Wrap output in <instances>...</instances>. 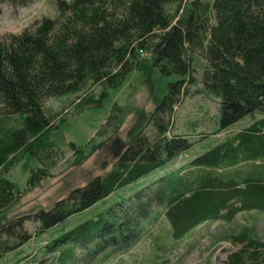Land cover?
<instances>
[{
	"label": "trees",
	"instance_id": "trees-1",
	"mask_svg": "<svg viewBox=\"0 0 264 264\" xmlns=\"http://www.w3.org/2000/svg\"><path fill=\"white\" fill-rule=\"evenodd\" d=\"M8 2L26 7L32 0ZM146 52L160 59L163 77L178 78L152 114L153 132H142L110 171L49 209L1 224L0 260L31 241L28 221L37 234L47 233L115 194L112 205L63 230L25 264H83L100 252L128 249L143 236L167 248L163 234L173 251L215 222L223 229L210 247H232L224 264H264V239L254 225L238 221L264 215V0H57L54 18L43 16L0 39V213L21 197L4 177L15 160L37 158L42 172L57 163L56 138L63 133H55L62 124L46 101L79 94L69 106L99 108ZM197 58L205 66L199 80ZM206 93L220 98L219 126L200 140L227 134L191 156L194 142L175 134L173 125L187 96ZM122 110L114 107L96 135L114 131ZM246 119L247 126L233 131ZM87 144L70 147L78 153ZM183 155L191 156L189 162L169 171ZM156 172L151 183H141ZM129 188L131 196L119 194Z\"/></svg>",
	"mask_w": 264,
	"mask_h": 264
},
{
	"label": "rangeland",
	"instance_id": "rangeland-1",
	"mask_svg": "<svg viewBox=\"0 0 264 264\" xmlns=\"http://www.w3.org/2000/svg\"><path fill=\"white\" fill-rule=\"evenodd\" d=\"M56 14L57 0H32L26 7L13 6L8 0H0V39H4L9 34L20 33L43 16L54 18ZM151 53L140 54L143 59L141 63L134 65L123 84L111 90L109 97L99 108L80 109L78 106H69L80 96L79 94L50 98L46 101V107L55 113V118L62 124V131L55 133L56 136L63 133V138H56L58 146L54 150V158L57 163L55 166H45L42 172L40 169L42 164L36 160L37 158L34 159L29 155L24 154L19 160L13 162L4 177L15 183L22 193L16 204L0 213V225L10 219L49 209L58 199L66 197L71 189L83 186L93 177L110 171L119 156L129 146L136 144L142 132L148 134L153 132L150 124L152 114L167 93L168 84L178 78L163 77L159 69L160 59ZM195 68L196 78L199 80L205 68L201 58L196 59ZM196 88L197 84H194L191 90ZM100 90V87L94 89L96 93ZM117 105L123 110L119 114L120 121L116 128L109 134L97 136V131L104 130L105 120ZM219 118V97L212 93L200 96L190 94L177 110L173 132L185 134L191 142H194L189 154L198 155L218 145L227 134L226 132L219 136L209 134L207 139L200 140V134H208L218 128ZM63 119H65L64 122ZM248 123L250 120L247 119L240 121L232 127L233 131L240 130L241 127L243 129ZM71 142L78 146L85 145L87 142L89 144L76 153L70 147ZM191 156L180 157L169 166V171L188 163ZM160 174L161 172H156L143 179L141 183L147 185ZM119 194L131 196L133 189L119 191ZM110 197L47 233L37 234L36 225L28 221L26 225L32 232L33 238L23 247L6 255L0 260V264H25V261L63 230L75 227L93 217L96 212L112 205L115 196ZM253 214V216L246 214L238 221L247 223V226L254 225L258 237L264 239V215L257 217L255 213ZM142 222L145 225V220ZM221 229L223 226L220 227L218 222L210 225L209 228L198 229L200 233L191 237L188 235L177 244L176 247L179 248L173 251L169 248V245L173 243H170L168 238H164L165 234L162 235V240L168 244L167 248L162 245V242L157 244L154 237L143 236L140 242L135 241V244L128 249H119L111 253L109 250L100 252L94 260L88 259L83 264H105L107 261V264H159L162 261L168 262L167 264H224L228 251L232 250L231 245L223 242L210 247V243L214 241L213 236L220 237L217 234L221 233ZM202 233L205 235L200 237ZM108 253L110 255L106 258ZM50 260L51 257L48 258V262Z\"/></svg>",
	"mask_w": 264,
	"mask_h": 264
}]
</instances>
